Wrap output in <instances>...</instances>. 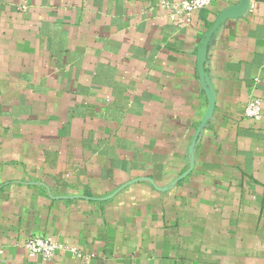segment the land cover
Wrapping results in <instances>:
<instances>
[{
	"label": "crops",
	"instance_id": "crops-1",
	"mask_svg": "<svg viewBox=\"0 0 264 264\" xmlns=\"http://www.w3.org/2000/svg\"><path fill=\"white\" fill-rule=\"evenodd\" d=\"M180 1L0 0V264H264V0Z\"/></svg>",
	"mask_w": 264,
	"mask_h": 264
},
{
	"label": "built area",
	"instance_id": "built-area-1",
	"mask_svg": "<svg viewBox=\"0 0 264 264\" xmlns=\"http://www.w3.org/2000/svg\"><path fill=\"white\" fill-rule=\"evenodd\" d=\"M214 0H181L178 10L189 15L207 8ZM243 116L253 122H259L262 117L261 102L251 98L244 107ZM24 248L29 257H41L44 260L53 259L58 252L69 253L78 259H89L93 255L85 256L76 248L64 245L51 236H31L24 241Z\"/></svg>",
	"mask_w": 264,
	"mask_h": 264
},
{
	"label": "water",
	"instance_id": "water-1",
	"mask_svg": "<svg viewBox=\"0 0 264 264\" xmlns=\"http://www.w3.org/2000/svg\"><path fill=\"white\" fill-rule=\"evenodd\" d=\"M248 4H249V0H240V3L238 4V6H236L237 8L236 7H230L229 10L224 15H222V17L223 16H229V15H231V16L235 15L234 13H232V11H244V9H246L248 7ZM222 17H220L219 20L222 19ZM211 113H212V108H210L208 110V113L205 115V118L203 120V124L198 129V131L196 132V134L192 140L191 150H190L191 154L193 152V148L196 145L197 139L199 138V135H200V133L204 127V124L207 122V119L210 117Z\"/></svg>",
	"mask_w": 264,
	"mask_h": 264
}]
</instances>
